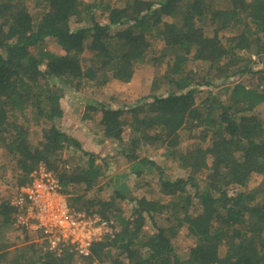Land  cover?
<instances>
[{
    "label": "trees",
    "instance_id": "16d2710c",
    "mask_svg": "<svg viewBox=\"0 0 264 264\" xmlns=\"http://www.w3.org/2000/svg\"><path fill=\"white\" fill-rule=\"evenodd\" d=\"M104 1L0 0V149L15 162L20 187L44 165L72 209L115 217L118 230L89 256L0 244V264H264V119L255 114L264 103V0H117L103 8ZM46 38L64 53L41 50ZM141 63L157 69L143 104L88 106L104 137L120 144L115 154L85 151L57 125L68 92L128 81ZM253 75L255 85L242 79ZM183 130L200 141L181 148ZM144 147L164 148L186 175L160 174L155 197L145 181L141 197L121 195L134 202L129 217L114 200L70 192L116 173L119 153L136 176L143 166L161 171L141 157ZM67 149L81 161L61 159ZM14 214L9 201L0 203L2 222ZM179 223L194 242L188 254L177 252Z\"/></svg>",
    "mask_w": 264,
    "mask_h": 264
},
{
    "label": "rangeland",
    "instance_id": "374dc122",
    "mask_svg": "<svg viewBox=\"0 0 264 264\" xmlns=\"http://www.w3.org/2000/svg\"><path fill=\"white\" fill-rule=\"evenodd\" d=\"M117 2V0H105L102 6L105 8L108 3L115 4ZM103 8L97 12L99 16L98 20L102 23L105 22V17L101 15L104 10ZM78 19L79 18H77V20ZM76 22L77 23L73 24V28L81 26L79 21ZM157 48H160V46ZM40 49L49 53H64L57 43L49 38H46V40L41 43ZM256 66H258V64ZM188 68L197 70L198 67L196 64L189 62ZM156 74L157 69L155 67L149 64L141 63L137 67L133 78L128 81L122 79L116 80L107 86L101 87L87 85V91L68 92L61 99L64 117L56 121L57 125H59L62 131L66 132L81 143L85 151L94 153L100 157H107L108 154H115L117 149L120 148V144H114L104 137V134L100 131L98 125L100 116L91 115V118H89L88 114L90 113L88 106H93L92 104H97L98 102L107 103L114 107L118 106L124 108L137 105L140 102L143 104V101L152 94V83ZM261 78H264V74ZM242 79L243 81L245 80L246 83L250 82L253 85L260 82L257 75L245 76ZM262 82L263 84H261V86H264V80ZM212 91L214 93L218 92L217 89H212ZM205 97L206 95L202 94L198 101L200 102ZM223 98L224 100L226 99L225 96H223ZM255 114L261 119H264V103L256 108ZM200 139L201 136L197 131L183 130L180 133V147L184 149L193 147L198 143V141H200ZM38 141L39 139L32 137L34 146H37ZM141 157H147L152 160L161 171L156 170L154 167L143 166L141 167L143 174L136 176L130 172V166L132 163L129 162L122 153H119L113 159L115 160L116 173H110L108 177L101 179L96 186L88 192L85 191V187L83 186H71L70 192L73 193L75 197L83 195L84 200L97 199L101 202L114 200L116 206L121 207L124 215L129 217L131 215V209L134 202L129 199H123L121 195H125L127 198L141 197L138 188L141 181H145L152 183L149 194L151 197H155L157 193L161 192L159 182L161 176L160 174L163 175V178L165 177L170 180L183 178L186 175L184 170H182V168H180L170 157L166 155L164 148L155 149L151 147H144ZM61 159L72 160L73 162L81 161L79 154L73 153L72 150L68 149L62 151ZM15 166V162L6 154V151L0 149V203L8 201L11 202L17 188L20 187L17 178L18 171ZM40 167L46 168L44 165H41ZM51 172L55 174L54 171ZM55 176L57 177V174H55ZM115 183L117 187L115 186ZM232 192H234V190H231L230 194H232ZM66 197L68 200V196ZM86 207V210L89 211L94 209L92 205H87ZM111 225V232H116L118 230V225L115 217H111ZM177 240V252L179 254H188L190 248L194 245V242L193 239L189 237L186 225L183 223H179ZM34 243L38 244V246L42 244L37 241L34 234L18 228L15 221L4 223L0 220L1 245L4 244V246L8 249L14 250L15 248H20Z\"/></svg>",
    "mask_w": 264,
    "mask_h": 264
},
{
    "label": "built area",
    "instance_id": "2783aa9c",
    "mask_svg": "<svg viewBox=\"0 0 264 264\" xmlns=\"http://www.w3.org/2000/svg\"><path fill=\"white\" fill-rule=\"evenodd\" d=\"M10 205L16 226L59 255L69 247L79 256H89L95 242L115 233L111 221L99 214L72 209L59 179L44 167L31 174L28 185L17 188Z\"/></svg>",
    "mask_w": 264,
    "mask_h": 264
}]
</instances>
